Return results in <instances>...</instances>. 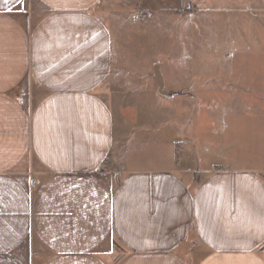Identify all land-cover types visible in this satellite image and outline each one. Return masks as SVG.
<instances>
[{
	"label": "crops",
	"instance_id": "crops-1",
	"mask_svg": "<svg viewBox=\"0 0 264 264\" xmlns=\"http://www.w3.org/2000/svg\"><path fill=\"white\" fill-rule=\"evenodd\" d=\"M195 4L0 0V264H264V2ZM153 78L167 122L120 125Z\"/></svg>",
	"mask_w": 264,
	"mask_h": 264
},
{
	"label": "rangeland",
	"instance_id": "rangeland-1",
	"mask_svg": "<svg viewBox=\"0 0 264 264\" xmlns=\"http://www.w3.org/2000/svg\"><path fill=\"white\" fill-rule=\"evenodd\" d=\"M261 2L263 3L264 0H261ZM164 29H165V27H164ZM164 29H163V31H164ZM171 34L172 33L169 31V29L167 32L164 31L161 36H160V34H158L159 43H161V45H157L156 48L154 47L153 44H150V42H145L144 40L141 42H137L138 40H136V42H135V44H133L132 48L130 50H127L129 53V56L132 57V60H137L139 63H142V64L146 63L147 64L149 59L152 56H154L156 51H157V53L161 52V53H168L169 54V52H170V41H171V39H175L174 38L175 34L173 33V38H172ZM189 37H190L189 40H192L191 39L192 36L189 35ZM199 37H200V35H198V33H195L193 35V41L196 43L199 42V40L201 39ZM201 37H202V35H201ZM167 70L168 71H165V74H166V77L169 78L170 70H169V68ZM152 71L153 70L150 67L146 70L147 73H152ZM130 72H132V71L130 70ZM159 83L160 82L157 78H155V79L153 78L152 80H146L145 82H141V84H143V85L148 84V86H149V87L147 86L148 92H149V89H152L151 94L150 93L147 94L146 92L144 94H142L140 91V88L138 86L136 87V90L134 89V91L131 92L132 94H130V91L128 92V91H124V90L119 92L120 97L118 98V100L120 101V103L117 101H114L113 104H114V109L116 112V117H117V119H119L120 125L121 124L125 125V122L128 123V121H130V122L135 124L134 125L131 123L133 127L139 126L141 124H144L145 126L154 124L155 127H158V125L160 126V123L163 122V120H164V123L167 122V120L169 119V116L166 115L164 112H162V110L164 107H168L170 102L166 98L162 97V94L164 95L165 93H160ZM162 89L164 90V92L169 90V81L165 82V83L163 82ZM134 99H135V102H134ZM121 103L124 104L123 109L121 108V106L118 105ZM195 115L197 117V120L195 122V127L198 130H200L201 128L205 129L206 128L205 125H213L214 124L213 122H211L212 120H207V119L202 120V118H203L202 113L200 116L197 115V113ZM122 118H123L124 123H122L123 122L121 120ZM198 124H199V127H197ZM169 125H170V122H169L168 126ZM128 127L126 129H124L125 132L128 129ZM168 132H170V129L165 130V133L161 134L162 139L164 140V142H162L163 148H166L165 146H166L167 141H165V139H167V136L169 135ZM198 132H202V131H198ZM125 139L128 140V138H125ZM155 142H156V140H154L153 143H155ZM166 153L167 152H165L163 150V157L166 156ZM198 155L199 156H196V157L195 156L194 157H188V155H187L184 159V163H185L184 165L188 166V167L193 166L194 169H199V168H202V167L208 165L209 163H212L210 161L205 160V157H206L205 155H201V154H198Z\"/></svg>",
	"mask_w": 264,
	"mask_h": 264
},
{
	"label": "built area",
	"instance_id": "built-area-1",
	"mask_svg": "<svg viewBox=\"0 0 264 264\" xmlns=\"http://www.w3.org/2000/svg\"><path fill=\"white\" fill-rule=\"evenodd\" d=\"M195 1L196 0H185L187 7H195ZM31 185H33V180L31 181Z\"/></svg>",
	"mask_w": 264,
	"mask_h": 264
},
{
	"label": "trees",
	"instance_id": "trees-1",
	"mask_svg": "<svg viewBox=\"0 0 264 264\" xmlns=\"http://www.w3.org/2000/svg\"><path fill=\"white\" fill-rule=\"evenodd\" d=\"M178 155H179V150L176 148V150H175V159L177 160V158H178Z\"/></svg>",
	"mask_w": 264,
	"mask_h": 264
},
{
	"label": "snow or ice",
	"instance_id": "snow-or-ice-1",
	"mask_svg": "<svg viewBox=\"0 0 264 264\" xmlns=\"http://www.w3.org/2000/svg\"><path fill=\"white\" fill-rule=\"evenodd\" d=\"M17 3H22V0H16ZM4 3H8V0H4Z\"/></svg>",
	"mask_w": 264,
	"mask_h": 264
}]
</instances>
